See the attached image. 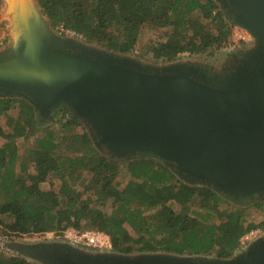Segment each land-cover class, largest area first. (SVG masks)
<instances>
[{"label": "trees", "instance_id": "16d2710c", "mask_svg": "<svg viewBox=\"0 0 264 264\" xmlns=\"http://www.w3.org/2000/svg\"><path fill=\"white\" fill-rule=\"evenodd\" d=\"M35 2L49 31L74 33L92 53L150 68L185 64L218 80L248 63L247 52H225L237 24L220 0ZM0 139V232L8 237L95 230L110 236L112 255L218 262L235 256L245 233L264 230L263 201L235 203L153 155L110 158L67 106L44 115L0 91ZM0 264L39 263L0 251Z\"/></svg>", "mask_w": 264, "mask_h": 264}, {"label": "water", "instance_id": "95a60500", "mask_svg": "<svg viewBox=\"0 0 264 264\" xmlns=\"http://www.w3.org/2000/svg\"><path fill=\"white\" fill-rule=\"evenodd\" d=\"M9 1L21 33L0 53V91L25 97L44 115L67 106L112 157L153 155L235 203L264 196V0H220L257 41L245 67L224 80L185 64L144 67L61 42L29 0ZM77 250L43 248L37 257L47 264H264V238L218 262Z\"/></svg>", "mask_w": 264, "mask_h": 264}, {"label": "rangeland", "instance_id": "374dc122", "mask_svg": "<svg viewBox=\"0 0 264 264\" xmlns=\"http://www.w3.org/2000/svg\"><path fill=\"white\" fill-rule=\"evenodd\" d=\"M29 2L35 6L37 14L39 16H41L40 10L36 6L35 0H29ZM41 18L43 19V17H41ZM0 25H1V28H0V51H6V50H9L10 48H12L13 46H15V44L17 43V41L19 39L20 33H21V26H20L19 19L15 15L9 0H1ZM51 35L53 36V38H56V40H59L61 42L62 41L67 42L68 40L73 39L72 36H74L75 34H73V33L67 34L68 37H71L69 39L66 36L60 35L59 31L58 32L57 31L51 32ZM250 37H251V39L247 42H244V41L243 42H236L235 41L234 42L235 45H230L225 50V52L228 53V52L239 50L240 53L247 52V54H248L252 50H255L256 45H257L256 38L252 34H250ZM77 44H80V42H78ZM140 54H141V51L137 50V51H135L134 55L138 58V56ZM141 61L147 65L152 64L149 60H146V59L141 58ZM208 61L209 62L212 61L211 63H213V61L217 62L218 59H210ZM156 67L159 69H162V68H166L168 66L167 65H165V66L158 65ZM3 143H4V140L0 139V145H2ZM99 148L101 150H103L104 152H107L102 147H99ZM108 155H110V154H108ZM109 157L114 158L111 155ZM258 201L264 202V196L256 194V195H253V196L246 198L241 203L250 205L252 207H257L256 203ZM263 206H264V204H263ZM260 212L263 213L264 211L261 210ZM262 233H263L262 238H264V230L262 231ZM70 245L71 244H69L67 241L60 239L59 233H56V232H50V233L36 235V236L24 235L21 237H16V236L8 237L5 234H2L0 232V251L6 253L8 255H21V256L29 259L30 261H34V262H37L39 264H47L45 261L40 259V257H37V255L39 254V252L43 248L64 247V246L70 247ZM75 249H78L79 251L81 250V252L83 251L84 253H86L88 255L110 253V252H100V251H98L92 247H75ZM86 254H84V255H86ZM236 255H239V251H237L235 253V256ZM138 257H141V255L131 256V258H138Z\"/></svg>", "mask_w": 264, "mask_h": 264}, {"label": "built area", "instance_id": "2783aa9c", "mask_svg": "<svg viewBox=\"0 0 264 264\" xmlns=\"http://www.w3.org/2000/svg\"><path fill=\"white\" fill-rule=\"evenodd\" d=\"M60 35L64 33L71 34L70 31H65L63 28H59ZM74 34V33H73ZM251 39L250 33L237 26L233 32L234 42H247ZM263 236L261 229H252L245 233L240 240L239 254L244 253L248 248L257 240ZM59 238L67 241L69 244L75 247H92L100 252H111L113 249L112 241L109 235L104 232L95 230H77L69 228L63 233L59 234Z\"/></svg>", "mask_w": 264, "mask_h": 264}]
</instances>
